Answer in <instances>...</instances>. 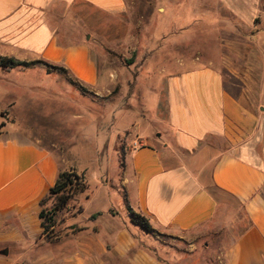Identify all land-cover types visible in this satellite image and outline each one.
<instances>
[{"label":"crops","instance_id":"crops-1","mask_svg":"<svg viewBox=\"0 0 264 264\" xmlns=\"http://www.w3.org/2000/svg\"><path fill=\"white\" fill-rule=\"evenodd\" d=\"M174 1L172 9H162L173 26L171 18L179 10ZM202 2L221 18L220 54L190 69L164 73L147 125L135 122L125 129L133 126L136 133L124 153L129 175L123 196L154 231L180 236L219 223L214 187L238 203L236 233L224 247V264H264V83L256 81L264 76V0ZM126 8L125 0H0V57L41 60L64 68L81 85L96 87L99 68L91 45H69L73 28L84 20L101 27L102 16L120 17ZM61 35L69 38L63 42ZM29 68L46 72L42 64L21 69ZM7 100L6 107L16 106L15 98ZM31 100L24 101L33 106ZM1 120L0 264L177 261L178 256L167 255L169 248L165 258L156 257L151 232L132 224L127 211L119 216L109 212L112 206L88 219L80 214L66 218L67 226L84 225L74 236V251H56V244L42 236L38 214L40 200L64 168L52 151L13 122ZM152 132L161 138L153 141ZM3 250L18 257L4 261Z\"/></svg>","mask_w":264,"mask_h":264},{"label":"rangeland","instance_id":"rangeland-1","mask_svg":"<svg viewBox=\"0 0 264 264\" xmlns=\"http://www.w3.org/2000/svg\"><path fill=\"white\" fill-rule=\"evenodd\" d=\"M125 2L127 8L122 16H102L101 27L84 20L73 28L76 32L68 42L85 41L91 45L99 68L96 87L81 85L58 71L51 76L38 68L8 72L0 68V93L7 95L0 97L2 124L13 122L21 133L52 151L63 171L81 176L86 185L85 191L73 194L66 209L56 212L54 227L45 235L42 231L43 238L56 244L52 246L58 252L75 250L74 236L84 225L71 226L72 229L66 218L80 214L88 219L107 206H112L109 212L118 216L127 211L123 184L129 173L124 153L136 132L133 126L125 129L135 122L147 125V114L155 106L163 74L190 69L206 57L220 54L223 34L217 30H224L221 18L203 8L202 0H175L179 10L171 18L174 26L162 17V9L173 8V0ZM88 13L85 8V17ZM67 38L61 35L62 41ZM262 77L256 76L257 84L264 83ZM10 98H15L16 106H5ZM29 98L33 106L26 105L24 100ZM160 138L151 136L153 141ZM212 192L220 202L219 223L180 236L151 232L156 257L165 258L163 251L169 248L171 253L164 252L174 260L178 258L165 261L167 264H224V247L236 233L233 223L238 203L225 193ZM54 202V197L48 198L44 208L51 209ZM17 257L13 252L2 258L11 261Z\"/></svg>","mask_w":264,"mask_h":264},{"label":"trees","instance_id":"trees-1","mask_svg":"<svg viewBox=\"0 0 264 264\" xmlns=\"http://www.w3.org/2000/svg\"><path fill=\"white\" fill-rule=\"evenodd\" d=\"M40 64L45 66L46 73L48 74L54 71H58L60 73L68 75L67 71L64 68L55 65H49L48 63H45L41 60L26 62V61L16 60L14 58L0 57V68L2 70H8L13 68H25ZM82 181H83L82 177L77 176L76 174H71V173L69 174L65 171L59 172L55 184L49 189L48 193L40 200L41 210L38 214V217L41 221V226L43 228L44 235L49 228L54 227V215L56 214V212L63 211L64 209L67 208L68 202L72 198L74 193L85 191L86 185ZM67 190L68 193L65 194ZM212 190H217V189L213 187ZM69 192L71 194H69ZM51 197L55 198L54 206L51 209L46 210L44 208V202ZM127 212L130 215V221L132 224L139 226L146 232H154L148 220L144 216L134 212L128 206H127ZM96 216L97 214L92 215L91 218H94ZM71 228L74 229V227Z\"/></svg>","mask_w":264,"mask_h":264},{"label":"water","instance_id":"water-1","mask_svg":"<svg viewBox=\"0 0 264 264\" xmlns=\"http://www.w3.org/2000/svg\"><path fill=\"white\" fill-rule=\"evenodd\" d=\"M89 38V36H86V39H88ZM2 254H7V250H3L2 252H1Z\"/></svg>","mask_w":264,"mask_h":264},{"label":"built area","instance_id":"built-area-1","mask_svg":"<svg viewBox=\"0 0 264 264\" xmlns=\"http://www.w3.org/2000/svg\"><path fill=\"white\" fill-rule=\"evenodd\" d=\"M133 145H134V146H137V145H138V143H136V142H135Z\"/></svg>","mask_w":264,"mask_h":264}]
</instances>
